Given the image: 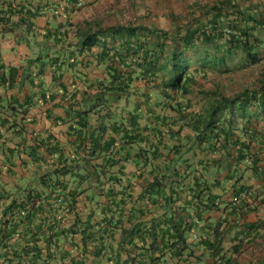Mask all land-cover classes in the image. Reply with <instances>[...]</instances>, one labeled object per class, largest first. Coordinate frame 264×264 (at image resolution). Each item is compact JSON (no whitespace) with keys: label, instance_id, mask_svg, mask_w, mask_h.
Listing matches in <instances>:
<instances>
[{"label":"trees","instance_id":"obj_1","mask_svg":"<svg viewBox=\"0 0 264 264\" xmlns=\"http://www.w3.org/2000/svg\"><path fill=\"white\" fill-rule=\"evenodd\" d=\"M168 21L74 26L71 50L50 58L65 144L41 131L27 142L0 117V138H20L0 144V264H264V225L235 224L264 205V66L239 91L204 87L261 65L264 8L194 3ZM246 248L259 252L241 261Z\"/></svg>","mask_w":264,"mask_h":264},{"label":"crops","instance_id":"obj_2","mask_svg":"<svg viewBox=\"0 0 264 264\" xmlns=\"http://www.w3.org/2000/svg\"><path fill=\"white\" fill-rule=\"evenodd\" d=\"M77 1L0 0V12L7 15L0 20V117L3 118L8 111L11 121L24 124V138L27 142L38 131L50 132L62 145L66 142L68 125L61 122L65 118V98L59 83L52 82L56 68L50 58L63 56L71 50L67 43L73 37L75 25L88 20L109 28L116 24H125L122 22L124 18L126 22L132 18H140L146 24L154 23L166 29L170 14L184 16L194 3L210 6L226 0H79V5ZM235 1L241 11L255 12L257 9L261 12L264 8V0ZM12 7L14 13L21 12L12 16ZM65 23H71L73 26H67ZM64 30L69 31L70 39L65 42L57 37L55 39V35ZM257 36L259 40L264 41V28L257 31ZM259 66L262 70L264 61ZM67 76L68 73L64 78L68 79ZM9 102L12 103L11 106H15L14 111L2 109ZM23 111H26L25 115L21 114ZM19 141L20 138L13 130H3L0 138L2 147H12ZM65 153L70 154L69 150ZM15 163L13 170L16 175L23 173L20 161L16 160ZM32 166L28 164L27 168L32 169ZM4 170L3 168V172ZM2 176L7 181L5 172ZM249 184L254 185L255 182L250 180ZM217 194L221 192L218 191ZM222 216V213L213 211L205 214L206 218L215 221ZM260 222L264 225V205L243 209V212L235 217V224L237 223L242 233L246 231L245 227ZM233 234L234 232H230L227 236V243ZM260 234L263 238L259 243L264 246V229L260 230ZM226 246L228 248L229 245ZM253 252L254 248H246L240 260L252 259L250 255ZM93 264H96V260Z\"/></svg>","mask_w":264,"mask_h":264},{"label":"rangeland","instance_id":"obj_3","mask_svg":"<svg viewBox=\"0 0 264 264\" xmlns=\"http://www.w3.org/2000/svg\"><path fill=\"white\" fill-rule=\"evenodd\" d=\"M126 17V15H125ZM122 22H126V18ZM261 70V67H254L250 68L248 70H244L238 73H235L230 76H210V79L208 81H204V87L206 88H212V83H219L221 84V87L225 89L228 93H232L235 91H239L240 89L250 86L256 79L259 71ZM259 251H255L250 255V257H253V254L258 253ZM247 257V258H250ZM245 257V259H247Z\"/></svg>","mask_w":264,"mask_h":264},{"label":"built area","instance_id":"obj_4","mask_svg":"<svg viewBox=\"0 0 264 264\" xmlns=\"http://www.w3.org/2000/svg\"><path fill=\"white\" fill-rule=\"evenodd\" d=\"M6 17H7L6 14L0 12V20L3 19V18H6Z\"/></svg>","mask_w":264,"mask_h":264}]
</instances>
